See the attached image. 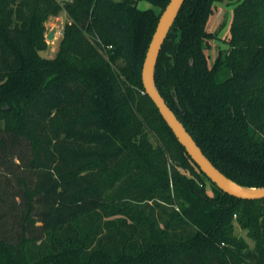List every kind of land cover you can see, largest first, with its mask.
Returning a JSON list of instances; mask_svg holds the SVG:
<instances>
[{
	"label": "trees",
	"instance_id": "obj_1",
	"mask_svg": "<svg viewBox=\"0 0 264 264\" xmlns=\"http://www.w3.org/2000/svg\"><path fill=\"white\" fill-rule=\"evenodd\" d=\"M222 1L227 47L210 65ZM168 2L0 0V264H264V199L220 191L145 94ZM62 12L45 58L44 23ZM154 79L220 172L264 187V0H184Z\"/></svg>",
	"mask_w": 264,
	"mask_h": 264
},
{
	"label": "water",
	"instance_id": "obj_2",
	"mask_svg": "<svg viewBox=\"0 0 264 264\" xmlns=\"http://www.w3.org/2000/svg\"><path fill=\"white\" fill-rule=\"evenodd\" d=\"M183 3L184 0H169L159 16L142 64L141 80L145 94L151 99L162 119L190 159L220 191L242 200L264 199V187L253 188L239 185L225 176L210 162L174 112L167 106L156 88L154 76L158 55ZM54 33L55 29H52L46 39H52Z\"/></svg>",
	"mask_w": 264,
	"mask_h": 264
},
{
	"label": "rangeland",
	"instance_id": "obj_3",
	"mask_svg": "<svg viewBox=\"0 0 264 264\" xmlns=\"http://www.w3.org/2000/svg\"><path fill=\"white\" fill-rule=\"evenodd\" d=\"M233 6V3L227 1H222L220 3L215 4L213 13L211 14L208 20L206 30L211 33L218 31L217 39L210 42L211 49L206 52L209 57L210 64L213 63L217 55V51L221 48L227 47L225 45V40L228 37V29L231 22ZM137 8L140 10L152 9L155 12H157L158 10L156 7H153L152 5L144 1L138 2ZM65 22L66 17L65 14L62 12L57 18H50L44 23V39L47 44V48L45 51L41 52V55L43 57L52 58L55 56L59 42L62 38V35L60 36L58 32L62 30L63 24ZM52 29H55L54 37L52 39H46V36ZM2 178L4 177L0 176L1 180ZM234 234L238 237L244 238L250 246L253 245L252 242L246 238V232L240 229L237 225H235L234 227Z\"/></svg>",
	"mask_w": 264,
	"mask_h": 264
},
{
	"label": "built area",
	"instance_id": "obj_4",
	"mask_svg": "<svg viewBox=\"0 0 264 264\" xmlns=\"http://www.w3.org/2000/svg\"><path fill=\"white\" fill-rule=\"evenodd\" d=\"M69 1V0H68ZM58 34L61 36L62 35V30L58 32Z\"/></svg>",
	"mask_w": 264,
	"mask_h": 264
},
{
	"label": "crops",
	"instance_id": "obj_5",
	"mask_svg": "<svg viewBox=\"0 0 264 264\" xmlns=\"http://www.w3.org/2000/svg\"><path fill=\"white\" fill-rule=\"evenodd\" d=\"M209 63H210V62H209ZM211 64H212V63H211ZM211 64H210V65H211Z\"/></svg>",
	"mask_w": 264,
	"mask_h": 264
}]
</instances>
